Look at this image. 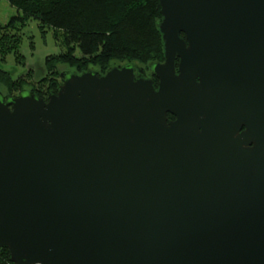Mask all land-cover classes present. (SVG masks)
Returning <instances> with one entry per match:
<instances>
[{"label": "water", "instance_id": "obj_1", "mask_svg": "<svg viewBox=\"0 0 264 264\" xmlns=\"http://www.w3.org/2000/svg\"><path fill=\"white\" fill-rule=\"evenodd\" d=\"M160 4L157 86L126 62L0 90L14 264H264V0Z\"/></svg>", "mask_w": 264, "mask_h": 264}, {"label": "trees", "instance_id": "obj_2", "mask_svg": "<svg viewBox=\"0 0 264 264\" xmlns=\"http://www.w3.org/2000/svg\"><path fill=\"white\" fill-rule=\"evenodd\" d=\"M0 0V7H1ZM18 9L6 24L0 23V56L11 52L22 58L18 49L21 31L29 20L37 19L41 27L60 30L67 49L46 58L47 72L38 83H27L23 76L14 78L0 68V83L9 92L28 87L48 100L57 92L62 80L52 71L58 62L75 65L80 71L97 65L105 72L114 59L140 65L164 60L163 36L159 29L160 0H9ZM182 36L185 35L182 33ZM76 50L81 55L78 57ZM88 66V67H87ZM80 71V72H81ZM97 72V73H98ZM157 86L158 80L154 79ZM11 95V94H10ZM173 117L172 115H169ZM0 264H14L8 248L0 249Z\"/></svg>", "mask_w": 264, "mask_h": 264}, {"label": "rangeland", "instance_id": "obj_3", "mask_svg": "<svg viewBox=\"0 0 264 264\" xmlns=\"http://www.w3.org/2000/svg\"><path fill=\"white\" fill-rule=\"evenodd\" d=\"M18 13V9L13 6L9 0L1 1V24H6L13 15ZM60 33V30H54L48 26L41 27L40 22L37 19L29 20L28 24L21 31L22 39L18 52L21 54L22 58H18L17 53L14 52L9 53L5 60H2L0 56V68L10 71L14 78L23 76L27 79L29 85L33 82H35V84L38 83L40 77L44 76L47 72L45 69L47 56L50 54H59L67 49L66 44L63 42V36ZM75 54H77L78 57L81 55L79 50H76ZM123 63H126V61L114 59L111 65ZM148 65L149 64L147 63L145 66ZM89 67L96 71L99 70L97 65H90ZM85 69L87 70V68ZM52 71H56V74L54 75L60 80H62L61 72L63 71L82 72L81 70L80 72L75 65H69L66 62H58ZM29 85L26 89H30ZM0 90L6 95L11 94L15 96L19 95L21 91L20 89L15 88V90L9 92L2 83H0ZM48 96H50V93Z\"/></svg>", "mask_w": 264, "mask_h": 264}, {"label": "flooded vegetation", "instance_id": "obj_4", "mask_svg": "<svg viewBox=\"0 0 264 264\" xmlns=\"http://www.w3.org/2000/svg\"><path fill=\"white\" fill-rule=\"evenodd\" d=\"M142 66H145V65H142ZM145 67H146V69H147V70H146V71H147L146 76H150L151 78L156 79V78H157L156 76L150 74L149 69H148V66H145ZM97 72H98V71H97ZM98 74H103V73H102V72H99ZM157 80H158V78H157ZM172 118H175V117L173 116Z\"/></svg>", "mask_w": 264, "mask_h": 264}]
</instances>
